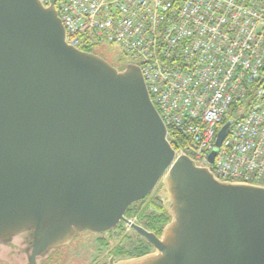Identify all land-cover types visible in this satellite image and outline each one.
Segmentation results:
<instances>
[{"label": "water", "instance_id": "obj_1", "mask_svg": "<svg viewBox=\"0 0 264 264\" xmlns=\"http://www.w3.org/2000/svg\"><path fill=\"white\" fill-rule=\"evenodd\" d=\"M56 1L0 0V245L27 232L35 264L125 221L154 251L107 264H264V187L175 157L139 65L67 44ZM159 182L157 236L124 214Z\"/></svg>", "mask_w": 264, "mask_h": 264}, {"label": "built area", "instance_id": "obj_2", "mask_svg": "<svg viewBox=\"0 0 264 264\" xmlns=\"http://www.w3.org/2000/svg\"><path fill=\"white\" fill-rule=\"evenodd\" d=\"M55 7L67 44L115 43L123 64L139 65L175 157L219 181L264 187V0H57Z\"/></svg>", "mask_w": 264, "mask_h": 264}, {"label": "flooded vegetation", "instance_id": "obj_3", "mask_svg": "<svg viewBox=\"0 0 264 264\" xmlns=\"http://www.w3.org/2000/svg\"><path fill=\"white\" fill-rule=\"evenodd\" d=\"M115 66L119 67V65ZM160 185L161 182H159L154 191L146 197V215H149L151 213L160 215L161 210L160 207L156 205L158 201L155 200V193L159 189ZM129 208L124 214L126 220H129L134 206H131ZM148 218L149 217H139L137 221H130L150 232H153L155 235L160 236L164 226L159 229V227H157L155 224H150ZM88 232L90 231L77 233L79 235L75 234L73 240H75L76 238L78 239L81 235L82 238L86 237V233ZM96 234V242H98L99 248L102 246L105 248L109 247L108 260L99 264H106L110 258H112L116 262L119 260L139 257L154 251L153 246L125 221H120V223L114 230H108L103 233ZM107 236H109V240H107ZM143 247H146L147 251L145 253H140L143 250ZM129 248L132 249L131 253L127 252L129 251ZM30 251L31 249L29 236L27 232L21 233L15 236L9 243L0 245V264H28V256L30 255ZM51 251L43 256H37L35 259V264H66L65 254H52L54 251ZM96 261L97 260L95 259V262H93L92 264H96L98 262Z\"/></svg>", "mask_w": 264, "mask_h": 264}, {"label": "rangeland", "instance_id": "obj_4", "mask_svg": "<svg viewBox=\"0 0 264 264\" xmlns=\"http://www.w3.org/2000/svg\"><path fill=\"white\" fill-rule=\"evenodd\" d=\"M97 46L92 48L93 52L101 55L106 60L111 62L112 65H121L122 60L119 57L121 53L120 46L115 43H109L106 41H101L100 43L96 44ZM118 62V63H117ZM120 63V64H119ZM162 184L159 186V189L156 191L155 195L161 189ZM147 202V200H145ZM145 204V203H144ZM144 205H142L143 207ZM138 207L139 211L141 210ZM138 213H135L130 216V220L137 221ZM79 235V234H77ZM85 236V235H83ZM107 240H109V236H107ZM97 234L88 232L86 233V237L82 238V235L77 239L71 240V242L67 245L61 246L57 249H53L51 252L52 254H65L66 264H92L96 261V264L106 262L108 260V249L109 247H100L98 242H96ZM68 248V249H67ZM108 263V262H107ZM106 263V264H107Z\"/></svg>", "mask_w": 264, "mask_h": 264}, {"label": "trees", "instance_id": "obj_5", "mask_svg": "<svg viewBox=\"0 0 264 264\" xmlns=\"http://www.w3.org/2000/svg\"><path fill=\"white\" fill-rule=\"evenodd\" d=\"M86 50L87 51H93L92 48H88ZM146 197L144 199H142V200H140V201H138V202H136V203H134V204L131 205V206H134V209L131 212V215H133L135 213H138V215H137L138 218L139 217H142V218L149 217L148 218L149 223L150 224H155L157 227H159V229H161L163 226H165L169 222L170 217H169L168 213L166 212V210L164 209V207L162 206V204H159L158 202L156 203V205L158 207H160V210H161L160 215H156L155 213L154 214L151 213L149 215H146V213H145V211H146L145 209L147 208V204L145 202ZM142 205H144L143 206L144 208L142 207ZM139 206L142 207V208H140L141 209L140 211L138 209ZM142 249L143 250L140 253H145L147 251V248L146 247H143ZM127 252L128 253H131L132 252V249L129 248V251H127Z\"/></svg>", "mask_w": 264, "mask_h": 264}]
</instances>
